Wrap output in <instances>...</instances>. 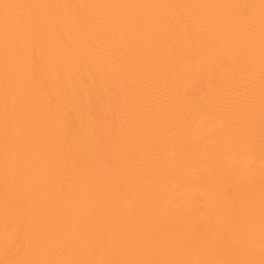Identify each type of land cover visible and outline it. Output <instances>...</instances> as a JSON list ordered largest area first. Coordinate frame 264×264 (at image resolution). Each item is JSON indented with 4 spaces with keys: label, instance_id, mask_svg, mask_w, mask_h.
Here are the masks:
<instances>
[{
    "label": "bare ground",
    "instance_id": "bare-ground-1",
    "mask_svg": "<svg viewBox=\"0 0 264 264\" xmlns=\"http://www.w3.org/2000/svg\"><path fill=\"white\" fill-rule=\"evenodd\" d=\"M0 264H264V0H0Z\"/></svg>",
    "mask_w": 264,
    "mask_h": 264
}]
</instances>
